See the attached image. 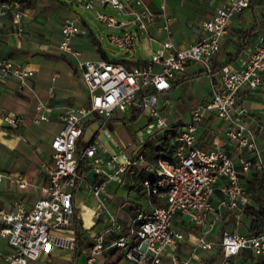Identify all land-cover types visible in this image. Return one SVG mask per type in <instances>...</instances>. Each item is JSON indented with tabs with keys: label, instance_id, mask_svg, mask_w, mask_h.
Here are the masks:
<instances>
[{
	"label": "built area",
	"instance_id": "built-area-1",
	"mask_svg": "<svg viewBox=\"0 0 264 264\" xmlns=\"http://www.w3.org/2000/svg\"><path fill=\"white\" fill-rule=\"evenodd\" d=\"M251 0H225L213 14L202 21L204 33L195 41L177 46L167 36L155 47L150 56L140 62L126 63L119 59L81 57V49L72 42L75 33L85 32L75 14L66 15L60 23V37L57 47L76 58L77 67L87 90V101L66 107L60 112L61 127L51 139V161L43 162L46 181L40 185L39 196L30 207L23 200L15 199L13 207H0V235L5 236L12 249L0 251L3 264H27L36 258L48 244L70 245L74 240L73 219L75 214L74 194L84 182L95 198V210H108L103 195L107 181L119 179L122 171L136 162L153 171L155 177H142L143 191L151 201L148 209L139 210L131 219L125 231L117 234L109 243L105 233L119 228L113 212L108 211L109 225L96 232L91 247L90 258H94L108 245L121 249V264H157L165 251H169L171 264H188V256H180L176 251L184 235L172 227L173 215H185L191 223L200 225L195 233L197 246L211 248L214 240L207 237L213 220H207V211L216 207L242 210L248 201V193L241 181V173L251 168H264V156L255 135L247 130L241 119L242 107L236 104L237 93L246 85L258 86L264 73V15L261 28L250 45L246 56L238 65L227 62L217 66L213 57L219 49V38L225 32L230 17L246 7ZM84 7L94 11L97 20L108 27L107 40L121 48L132 45L140 29L147 30L154 11L142 0H81ZM97 4H108L120 16L110 13ZM7 15L15 21V31L23 29V6L20 0H0V17ZM161 27L168 34L170 15L160 11ZM134 23L135 26L124 29ZM116 29V30H114ZM188 60L202 63L207 73H215L211 84V94L200 99L192 109V117L175 135L168 154H159L154 160L146 159L137 147L120 145L108 128V121L118 115L130 117L133 111L145 112L144 133L139 140L151 134L156 128L168 124L169 102L163 92L172 85L177 72L184 70ZM85 65L82 69L81 64ZM33 68L26 63L16 62L9 56H0V76L14 75L20 86L28 85ZM41 105L38 104L37 108ZM205 110H211L225 121L224 134L228 142L235 141L239 149L237 157L225 149L223 142L209 147L195 143L196 130ZM5 121L16 124L23 113L5 111ZM39 118H47L44 112ZM96 121L85 144L77 145L85 133L87 124ZM103 131L109 142L99 136ZM85 159L89 168L94 169L93 179L87 170L78 168ZM8 177L20 186L26 180L17 173L0 168V180ZM222 179L217 182L218 179ZM218 187L221 195L213 204L211 195ZM156 202H153L152 199ZM93 211V209H92ZM82 226L87 227L84 221ZM69 230V231H66ZM219 249L224 257L236 253L241 247L254 252H264V230L256 234L238 230L222 229Z\"/></svg>",
	"mask_w": 264,
	"mask_h": 264
},
{
	"label": "crops",
	"instance_id": "crops-1",
	"mask_svg": "<svg viewBox=\"0 0 264 264\" xmlns=\"http://www.w3.org/2000/svg\"><path fill=\"white\" fill-rule=\"evenodd\" d=\"M224 1L142 0L156 13L149 20L147 30H138L139 33L132 45L124 48L129 54L128 57H117L107 53L100 43L97 32L73 4L81 0H33L30 5L23 7L21 19L23 29L20 33L15 31V21L10 16L0 17V56H9L16 62L26 63L34 70L33 75L28 79L29 84L23 86L19 85L14 75L0 76V168L6 172L17 173L27 181L24 186H20L16 180L8 177L0 180V207L11 209L15 199L23 200L26 207L32 205L39 196L40 185L47 178L46 168L42 163L51 161V143L48 147L42 146L43 135L47 133L50 139L61 127L59 114L66 107L87 101V90L81 71L77 67L76 58L57 47L60 23L64 16L75 14L82 26L86 27L85 32L75 33L72 37V42L81 49L82 58L103 57L132 63L147 59L151 51L167 36L177 46L198 39L204 33L202 21L209 18L215 8ZM96 5L100 8L105 6L112 8L108 4L96 3ZM162 10L170 15L168 34L161 27L160 11ZM263 15L264 0H251L246 7L230 17L225 32L219 38V49L212 59L215 66L225 62L238 65L242 61L261 28ZM131 24L125 25L124 29L131 28ZM215 79L216 74L207 73L202 63L188 60L184 70L175 74L171 87L163 92V96L169 102L167 126L156 128L147 135L148 137L142 139L141 143L136 145L137 151L143 153L146 159L154 160L151 159L153 149L160 144V141L154 148H149L146 145L149 137L154 134L155 137L160 138L171 126L176 128L177 134L191 119L193 106L200 99L210 96L211 84ZM177 87L179 92L177 98L173 100L168 96V92ZM38 104L41 105L39 108H37ZM236 104L243 108L241 119L246 129L255 135L264 156V78L254 88L246 85L241 87L237 93ZM5 111L21 112L23 118L16 124H10L2 117ZM40 112H44L47 118H39ZM122 117L118 115L111 118L108 128L111 130L113 123L124 119ZM49 119H55L58 123L45 131L43 129H47V126L42 120ZM125 119L132 120L128 117ZM145 121L146 117L143 125ZM91 124L93 126L90 131L97 122L94 120L89 122L87 128ZM224 126L225 121L222 118L217 117L211 110H205L196 130L195 143L201 147H209L223 142L225 149L235 158L239 149L235 141L226 140ZM99 136L105 142H109L103 131L99 132ZM174 137L171 138L170 143ZM143 165V162H136L122 171L119 179L105 183L103 195L108 210H95V198L87 188L81 197H77L75 191V216L78 219L73 222L72 244L65 246L50 243L27 264H121L124 259L120 248L118 249L120 255L117 261L113 262L118 254L114 250L115 245H108L94 258H90L88 248L79 241L84 237L93 242L94 234L109 225L108 211H111L120 223V227L105 233V242L109 243L117 234L127 229L137 211L150 207L151 201L144 193L141 181L144 175H149L150 170L145 169ZM258 171L251 168L241 173V181L248 193L247 203L253 202L252 193L259 192L258 182L254 179V173ZM221 180L220 178L217 182ZM220 195L219 188L215 187L211 202L215 204ZM152 200L156 202L154 198ZM207 220H213L206 234L215 241L211 248H203L195 244L194 238L199 230V224L191 223L183 214L176 212L173 215L172 227L184 235L175 251L180 256H188V264H264V252H254L248 247H241L236 253L224 257L219 249L218 241L222 229L248 232L250 218L243 209L240 211L223 207L218 211L214 207L207 211ZM82 221L87 227L82 226ZM74 226L80 232L79 238H76ZM263 230L264 224L260 232ZM11 249L12 245L8 243L7 238L0 235V251L7 252ZM3 263V257H0V264ZM157 264H171L169 251L163 253L161 261Z\"/></svg>",
	"mask_w": 264,
	"mask_h": 264
},
{
	"label": "rangeland",
	"instance_id": "rangeland-1",
	"mask_svg": "<svg viewBox=\"0 0 264 264\" xmlns=\"http://www.w3.org/2000/svg\"><path fill=\"white\" fill-rule=\"evenodd\" d=\"M74 6L79 10V12L86 17L87 21L89 22V24L93 27V29L97 32V34L99 35V39H100V43L105 47L107 53H109L110 55L113 56H125L128 57L129 54L128 52L124 51V48L118 47L112 43H110L107 38H106V32L108 31L107 26L102 23L101 21L97 20V18L94 15V11L91 9H88L86 7L83 6V4L81 2H74L73 3ZM102 9L113 13L116 16H120L121 13H119L116 9L110 8V7H101ZM135 26L134 23H132L130 25V27ZM179 92V88H174L172 90H170L168 92V96L175 100L177 98V94ZM144 118H145V112H142L141 114L138 115V117H136L135 119L132 120H116L113 123V127H112V135L118 140L120 145H126L129 144L130 147L136 146L137 144L141 143V141L139 140V136L138 134H143L144 133V129H143V122H144ZM42 123H46L47 129L44 128L43 130L48 131L49 128L54 127L55 125H57L58 121L55 119H49V120H42ZM93 125H89L88 128L86 129L85 133L82 135L81 140L83 141L85 140V137L89 135L90 132V128ZM44 133V131H43ZM143 137H148V136H144ZM51 139H48V134L46 133V135H43V140H42V146L44 147H48V145L51 143ZM160 138L155 137V135H151L149 137V141H147L146 145L149 148H154V146L159 143ZM86 186L84 184V182L81 183L80 187L76 190V195L77 197H81L84 195L85 191H86ZM75 218L78 219L77 216H75ZM74 222V220H73ZM219 242V241H218Z\"/></svg>",
	"mask_w": 264,
	"mask_h": 264
},
{
	"label": "trees",
	"instance_id": "trees-1",
	"mask_svg": "<svg viewBox=\"0 0 264 264\" xmlns=\"http://www.w3.org/2000/svg\"><path fill=\"white\" fill-rule=\"evenodd\" d=\"M20 1L23 7L28 6L33 2V0H20ZM119 60H122V59H119ZM263 78L264 77H262V80ZM137 115H138L137 111H133L130 117H128V119H134ZM122 118L125 119L124 116ZM109 123H110V120L108 121V124ZM175 134H176V128L173 126L167 128L163 132V135L160 137L161 139L160 144L153 149V154L151 156V159H155L159 154H168L170 152V144H171L170 140L171 138L174 137ZM85 143L86 141L84 140L83 141L78 140L77 145L81 146L82 144H85ZM78 168L81 170H87L89 168V164L87 163L85 159H83L80 161ZM149 175L151 176V178L155 177L153 171H149ZM263 176H264V168L254 173V179L258 182L259 192L256 194L252 193L251 197L253 199V202L246 203L243 207V210L250 218L249 229L247 232L249 234H256L260 232V230L262 229V225L264 224V205H263L264 178ZM76 219L77 218H75V214H74V219H73L74 222L76 221ZM74 232H75L76 238H79L80 232L75 226H74ZM79 242L81 243V245H83L84 247L88 249L92 245V242L90 240L85 239L84 237L80 239ZM118 249L119 247L116 246L114 250L117 251L118 253ZM119 255L120 254L118 253L116 259L113 262L117 261Z\"/></svg>",
	"mask_w": 264,
	"mask_h": 264
},
{
	"label": "water",
	"instance_id": "water-1",
	"mask_svg": "<svg viewBox=\"0 0 264 264\" xmlns=\"http://www.w3.org/2000/svg\"><path fill=\"white\" fill-rule=\"evenodd\" d=\"M82 69H85V65L82 63L81 64ZM87 175L90 179H93L94 176V169L92 167L88 168L87 170Z\"/></svg>",
	"mask_w": 264,
	"mask_h": 264
}]
</instances>
